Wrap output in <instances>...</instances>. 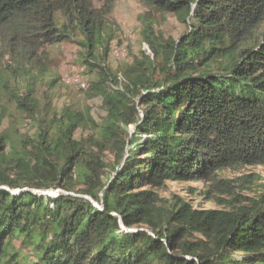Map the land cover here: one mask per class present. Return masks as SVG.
I'll list each match as a JSON object with an SVG mask.
<instances>
[{
    "label": "trees",
    "instance_id": "1",
    "mask_svg": "<svg viewBox=\"0 0 264 264\" xmlns=\"http://www.w3.org/2000/svg\"><path fill=\"white\" fill-rule=\"evenodd\" d=\"M117 1L0 0V264H264V186L222 175L264 167V0H139L147 49L112 70ZM163 15L186 31L166 38ZM63 44L95 75L99 118L54 105Z\"/></svg>",
    "mask_w": 264,
    "mask_h": 264
},
{
    "label": "rangeland",
    "instance_id": "2",
    "mask_svg": "<svg viewBox=\"0 0 264 264\" xmlns=\"http://www.w3.org/2000/svg\"><path fill=\"white\" fill-rule=\"evenodd\" d=\"M145 7L139 0H118L112 18L116 22L119 30L116 40L111 45L110 54L108 56L107 64L112 70L119 69L125 64L129 63L134 56L147 49L142 44L141 28L142 24L140 16L145 12ZM156 29L161 32L166 38L177 39L185 31L186 27L180 23L174 15H163L158 17ZM82 50L75 44H63L58 46L53 51V67L52 69L59 75L61 81L58 86L53 89L50 94L53 97L54 105L59 110L66 104H74L76 106H89L90 109L96 111L95 116L99 118L100 102L85 96L82 84L91 83L94 81L95 75L89 74L88 69L82 64L81 58ZM45 86L40 87L41 93L45 90ZM8 116V108L0 103V125ZM95 117V118H96ZM17 120V119H16ZM19 121L14 120V124L20 128L24 133L33 134L36 131L35 123L23 122L21 118ZM9 120L6 121V123ZM7 126V125H5ZM86 133V128L82 126L78 137ZM26 156L30 162H33L31 155L26 152ZM223 176L229 179H239L247 175H255L256 179L253 184H249L248 189H239L243 196L255 197L258 195L264 186V167H248L239 171H225ZM189 188L197 189V194H192ZM204 189V184L197 183H181L168 182L166 189L160 190V193L169 197L171 194L178 195L190 201L196 208L202 209H218L219 207L214 203L207 201L200 192ZM47 193V192H46ZM48 195L59 194V191H49Z\"/></svg>",
    "mask_w": 264,
    "mask_h": 264
},
{
    "label": "bare ground",
    "instance_id": "3",
    "mask_svg": "<svg viewBox=\"0 0 264 264\" xmlns=\"http://www.w3.org/2000/svg\"><path fill=\"white\" fill-rule=\"evenodd\" d=\"M81 86H82V88H88V87H89V83H87V82L85 81V84H82Z\"/></svg>",
    "mask_w": 264,
    "mask_h": 264
}]
</instances>
